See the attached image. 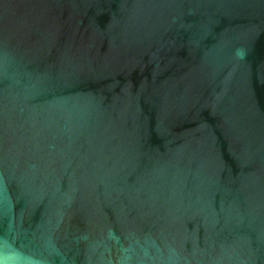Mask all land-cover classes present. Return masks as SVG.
Returning a JSON list of instances; mask_svg holds the SVG:
<instances>
[{"label":"water","instance_id":"95a60500","mask_svg":"<svg viewBox=\"0 0 264 264\" xmlns=\"http://www.w3.org/2000/svg\"><path fill=\"white\" fill-rule=\"evenodd\" d=\"M0 264H264V0H0Z\"/></svg>","mask_w":264,"mask_h":264}]
</instances>
